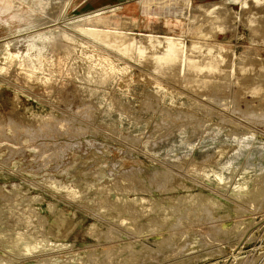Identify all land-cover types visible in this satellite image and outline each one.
Instances as JSON below:
<instances>
[{"label":"rangeland","instance_id":"rangeland-1","mask_svg":"<svg viewBox=\"0 0 264 264\" xmlns=\"http://www.w3.org/2000/svg\"><path fill=\"white\" fill-rule=\"evenodd\" d=\"M0 264H264V0H0Z\"/></svg>","mask_w":264,"mask_h":264},{"label":"bare ground","instance_id":"bare-ground-1","mask_svg":"<svg viewBox=\"0 0 264 264\" xmlns=\"http://www.w3.org/2000/svg\"><path fill=\"white\" fill-rule=\"evenodd\" d=\"M82 53H84V54H90V51L89 50H87V51H85V50H83V52ZM95 55V54H94ZM43 66V65H42Z\"/></svg>","mask_w":264,"mask_h":264}]
</instances>
